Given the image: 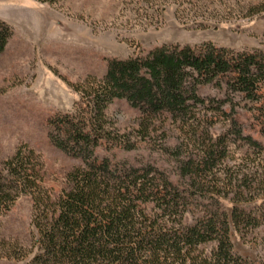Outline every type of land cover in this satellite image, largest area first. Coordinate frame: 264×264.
<instances>
[{"label": "trees", "instance_id": "1", "mask_svg": "<svg viewBox=\"0 0 264 264\" xmlns=\"http://www.w3.org/2000/svg\"><path fill=\"white\" fill-rule=\"evenodd\" d=\"M12 35L0 21V55ZM206 86L220 98L205 95ZM73 90L79 95L73 111L43 122L49 143L80 161L65 174L62 189L55 195L44 186L31 153L19 149L0 166V208L28 196L34 236L30 251L0 241V258L30 255L27 264H264V257L234 254L230 241L240 224L264 228V161L253 171L222 165L229 137L256 158L264 154L263 51L161 45L141 56L106 59L101 79L87 77ZM113 101L139 114L138 141L108 123L105 110ZM240 102L251 104L243 107L244 120L236 111ZM220 121L226 135L213 138L210 129ZM174 135L181 139L174 148L161 147L177 166L171 173L150 162H112L96 154L99 148L132 151L152 136ZM191 208H200V216L186 225Z\"/></svg>", "mask_w": 264, "mask_h": 264}, {"label": "rangeland", "instance_id": "2", "mask_svg": "<svg viewBox=\"0 0 264 264\" xmlns=\"http://www.w3.org/2000/svg\"><path fill=\"white\" fill-rule=\"evenodd\" d=\"M0 21L13 32L0 55V166L19 149L31 153L44 186L55 195L63 187L65 174L80 161L49 143L43 122L55 113H71L79 100L74 87L87 77L101 79L106 59L141 56L161 45L203 43L236 52H264V0H0ZM202 92L220 98L210 86ZM244 106L251 104L239 103L236 111L241 120ZM105 116L121 134L138 141L134 139L139 117L135 109L113 101ZM226 129L227 124L220 121L210 135L225 136ZM176 137L152 136L132 151L99 148L96 154L112 162H150L171 173L177 166L161 147L174 148L181 141ZM226 149L222 162L226 167L253 171L264 161V154L256 158V152L231 137L226 139ZM170 178L175 181V176ZM222 204L230 210L231 204ZM31 207L29 197L19 195L7 210L0 208V241L31 250ZM199 216L200 208H191L184 224H192ZM230 241L234 254L243 259L264 257V228L240 224L231 230ZM29 258H0V264H27Z\"/></svg>", "mask_w": 264, "mask_h": 264}]
</instances>
